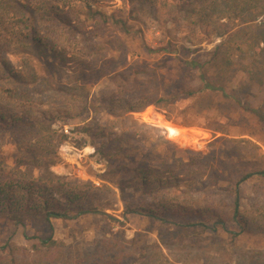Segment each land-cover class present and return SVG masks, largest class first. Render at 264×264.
Listing matches in <instances>:
<instances>
[{"label": "rangeland", "instance_id": "1", "mask_svg": "<svg viewBox=\"0 0 264 264\" xmlns=\"http://www.w3.org/2000/svg\"><path fill=\"white\" fill-rule=\"evenodd\" d=\"M94 1L92 12L125 21L129 33L111 19L102 23L98 14L94 19L83 15L82 34L89 40L84 44L90 54L75 56V50L41 32L38 15L27 0H0V6L7 5L0 7V110L28 116L33 123L49 117L45 116L49 123L42 125L39 137L33 133L20 138L8 128L0 131V167L10 168L24 156L42 164L36 174L47 168L66 182L93 184L83 202L91 211L74 219L52 220L53 238L64 245L68 262L106 264L116 250L122 254L121 264H134L137 259L136 264H246L243 253L264 255V222H249L237 241L221 230L194 228L185 230L188 240L180 228L173 227L185 221L179 207L217 212L232 204L236 188L243 208L264 209V178L252 176L239 183L244 175L264 168V123L257 117L264 115V71L259 84L248 79L241 67L252 71L258 65L249 59L237 62L235 45L230 49L232 64L221 61L227 36L243 24L235 13L221 20L218 16L211 24L183 15L179 21L172 20L179 12L176 0ZM257 2L253 18L248 19L254 35L246 36L253 43L260 40L253 36L264 30V0ZM11 11H18L28 32L37 31L43 46L25 40L13 54V45L8 44ZM55 44L70 61L55 57ZM176 56L193 59L200 71L185 77L170 60ZM7 62L13 71L24 74L17 83L4 72ZM199 73L225 94L209 90L175 102L168 93L152 90L163 81L172 87L175 79L199 80ZM143 96L162 102L146 104L140 101ZM128 106L134 111L128 112ZM165 127L179 129L180 135L168 134ZM64 134L65 140L59 142ZM139 168L156 170L146 185L136 179ZM175 175L178 182L156 183L159 177ZM162 203L168 211L162 212ZM149 208L161 212L166 223L132 212ZM76 210L75 206L69 212ZM226 228L242 229L233 223ZM47 234L34 220L18 227L0 216V248L20 249L10 254L16 264H33L36 258L28 253L36 240L25 235ZM3 250L0 259H7Z\"/></svg>", "mask_w": 264, "mask_h": 264}, {"label": "trees", "instance_id": "2", "mask_svg": "<svg viewBox=\"0 0 264 264\" xmlns=\"http://www.w3.org/2000/svg\"><path fill=\"white\" fill-rule=\"evenodd\" d=\"M257 1L258 0H176L175 2L179 5L177 6L179 12L176 18L172 20L179 21L181 15H183L186 19L196 20V23L211 24L218 16V19L221 20L228 17L230 18V16L227 15L235 13V16L243 26L237 25L235 32L227 36V45L224 44L225 49L223 52V60L221 61L226 66L232 64L229 58L231 55L230 49L235 45V49H232L239 51L237 62H239V60L249 59L251 60L250 64L258 65V67L252 71L246 69L245 66L241 67V69L243 70L242 72H246L248 79L251 81L255 80L257 84H259L260 80L258 78L264 71V30L258 34V36H253L254 38L260 37V40L254 43L251 38H249L250 40L246 38V36L253 34V29L250 28L248 19L253 18L254 15L251 14V11L256 7ZM27 2L31 5L33 12L38 15L39 22L43 27L41 32L51 37L53 35L55 38L52 37L54 43L60 40L65 46L73 51L75 50V56L80 52L88 55L90 54L88 45L84 44V42L89 40H85L84 34H82L84 27L81 24L80 18L83 15L93 16L92 18L94 19V15L98 14L102 23H106L111 19L118 24L125 33H129V26L125 21L117 20L112 16H106L98 12H92L93 6L96 4L94 0H27ZM0 7L6 9L7 5L5 7L1 5ZM17 12H10V16L13 17L10 20L13 24V28L9 31L10 33H8L9 37H12L8 41V44L11 43L13 45V54H16L19 48L25 45V40L33 42L37 46H43L44 40L38 35L36 30H29L28 32L23 28V22ZM226 25L225 23L222 24L223 27ZM7 27H10L9 21L7 22ZM52 47V51L57 59L66 62L70 61L66 58L64 51H61L60 54L56 50V44ZM147 50L157 53L163 49L154 51L147 48ZM183 51L189 53L187 48H184ZM170 60L178 64L180 71L185 74V77H189L193 71H200L201 69V66L193 59H181L176 56L174 58L171 57ZM9 65L8 62L5 64V68H3L4 72L9 80L17 83L16 81H20L24 74L21 70L13 71ZM26 79L29 80V77L27 76ZM154 81L155 84L158 85L159 81ZM192 83H195L197 86L195 84V86L192 85ZM159 85L160 86L152 90L159 94L168 93L170 100H174L175 102L194 99L196 96H202L209 90L221 92L223 95L225 94L223 89L213 88L203 73H199V80H195L194 78L186 81L175 79V81L172 82V87L170 85H165L164 81ZM10 91L14 92L15 90L10 89ZM229 98L236 101L235 98ZM140 101L154 106L162 102L161 98L157 100L155 96H143ZM161 108L164 109L165 106H161ZM134 109L133 106H128L126 108L128 112H132ZM245 110H247V112H253L254 115L256 114L254 110L246 108ZM45 116H42V120H38V123H36V121L33 123L34 120L28 116H22L21 114L17 115L15 113H4L0 110V131L2 132V130L8 128L15 136L20 138L32 136L33 133L36 135L35 137H39L42 131V125H47V123H49V120L45 118ZM257 117L264 123L263 114L259 113ZM27 127H31V130H28ZM36 128L38 129L36 130ZM82 131L89 132L87 129H83ZM65 137V134L60 136L58 141H64ZM38 163L40 162H35L32 159L20 156L14 161L12 167L7 169L0 167V216L10 219L18 227H24V225L26 226V221L34 220L40 227L49 231V234L45 236L29 238L25 235L26 239L36 240V244L31 245V249L28 251V253L32 252V257H36L33 264H36V261L37 264H63L62 260L65 262L64 264H79V260H71V262H68V255L66 256L64 245L53 238L52 220L74 219L78 215L91 211V209L85 208L86 206L83 205V202L89 194V188H93V184L77 185L66 182L63 178L56 176L47 168H41L43 172H37L36 174L37 169L42 165ZM154 171L156 170L139 168L136 171V179L140 181L142 185H146V180L151 178V174H155ZM252 176L264 178V168L259 167L253 170V172L244 175L239 183L248 180ZM178 181L179 178L177 175L172 176V178H165L162 176L157 178L156 183L162 186L165 182L173 183ZM75 206L77 210L74 214H71L69 211ZM161 207L162 212L168 211L169 209L166 208L163 203ZM179 208L181 209L180 214L182 213L181 217L185 221H183L184 223H176L173 227L180 228L179 230L185 234L184 238L188 240H190V236L185 230L194 228L213 233L221 230L224 233L231 234L233 240L237 241L245 232V226H247L249 222H254V224L264 222V209L252 211L242 207L238 188L234 190L232 204L226 206L223 210L210 212L208 210L201 211L195 209L189 212L185 210L184 207ZM152 209L153 208H149L148 212L142 211L143 209H135L132 210V212L134 211L138 214L145 213V215L153 219L166 223L161 216V212L159 211L160 213H158ZM171 214L173 215V213ZM227 223L236 224L242 227V229L239 232L228 230L226 228ZM177 233L178 230L176 235ZM205 241L207 242L208 239L205 238ZM0 249H4V253L9 256L7 259L1 258L0 264H16L15 258L13 255L11 257L10 254L15 251H20V249L12 248L8 250L5 245ZM119 252L120 250H116V254L108 259L106 264H121L122 254ZM243 255L242 261L246 264H264V255L259 252L243 253L242 256ZM42 260H45V262ZM136 262L133 263L136 264Z\"/></svg>", "mask_w": 264, "mask_h": 264}, {"label": "built area", "instance_id": "3", "mask_svg": "<svg viewBox=\"0 0 264 264\" xmlns=\"http://www.w3.org/2000/svg\"><path fill=\"white\" fill-rule=\"evenodd\" d=\"M164 129H165L166 132H167L168 134H170V135H175V136L180 135V131H179V129H175V128H172V127H170V128L165 127Z\"/></svg>", "mask_w": 264, "mask_h": 264}]
</instances>
